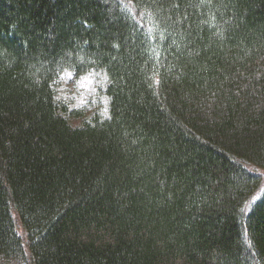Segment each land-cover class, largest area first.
<instances>
[{
  "label": "trees",
  "instance_id": "16d2710c",
  "mask_svg": "<svg viewBox=\"0 0 264 264\" xmlns=\"http://www.w3.org/2000/svg\"><path fill=\"white\" fill-rule=\"evenodd\" d=\"M0 264H264V0H0Z\"/></svg>",
  "mask_w": 264,
  "mask_h": 264
},
{
  "label": "rangeland",
  "instance_id": "374dc122",
  "mask_svg": "<svg viewBox=\"0 0 264 264\" xmlns=\"http://www.w3.org/2000/svg\"><path fill=\"white\" fill-rule=\"evenodd\" d=\"M84 85L86 86V88L88 87L87 80L85 81V84Z\"/></svg>",
  "mask_w": 264,
  "mask_h": 264
}]
</instances>
